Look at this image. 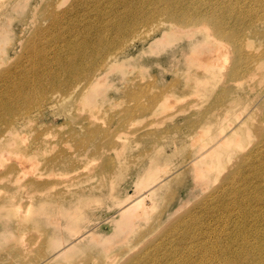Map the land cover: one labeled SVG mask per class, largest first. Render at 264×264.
Here are the masks:
<instances>
[{"label":"rangeland","instance_id":"374dc122","mask_svg":"<svg viewBox=\"0 0 264 264\" xmlns=\"http://www.w3.org/2000/svg\"><path fill=\"white\" fill-rule=\"evenodd\" d=\"M228 10L264 0H0V264H264V27L233 76L178 19Z\"/></svg>","mask_w":264,"mask_h":264},{"label":"bare ground","instance_id":"6f19581e","mask_svg":"<svg viewBox=\"0 0 264 264\" xmlns=\"http://www.w3.org/2000/svg\"><path fill=\"white\" fill-rule=\"evenodd\" d=\"M223 1L224 0H220V3H222ZM178 19L181 25L187 23L188 21L196 19L199 22V24L212 27L213 32L209 33L208 35H205L206 42L210 43L211 41L212 43H215L217 39L218 40L222 39L226 41L228 44L232 45L233 52L237 56L238 62L237 64L234 65V69L232 70L233 76H235V74L237 73L241 74L243 72H245L246 77L247 76L252 77L254 75L253 70H251L250 68H247L245 64V60L248 59V56H245L246 46L244 42L242 41L240 28H242L243 26H247L249 31H251L253 29L254 30L257 29L256 28L257 24L264 27V14L258 11L254 12L252 15V19L249 22L244 21L240 16H234L232 12L229 10L223 12L222 14L220 12H216L214 15L209 14L207 12H201L196 16H189V17L183 16ZM84 46L86 48V51L90 49V44L88 41L85 42ZM218 49L223 50L222 47L221 48L219 47ZM85 55H86V52H82V54L80 55V59L82 62H85ZM43 57L45 60L49 59L48 55H44ZM263 59H264V52L262 53L259 52L258 56H254L253 61L257 62L259 60V64H260L264 62ZM219 61H220V58L214 60L217 67H220ZM107 65H108V60H106L103 63L101 68L103 69ZM82 74L84 75L85 73H82ZM216 76H217V71L214 70L212 79L208 81L209 83H211L210 87H212ZM91 83H92V80L89 81L88 85L90 86ZM88 85H84L80 88L86 89ZM22 86H23L22 82L18 84V91L20 93H22ZM210 87L207 86V88H210ZM80 88H77L76 90ZM259 106H257L259 107V110L264 111V99L263 101H261ZM14 124L16 125V122ZM13 130L15 133H17V129L14 126H12L0 134V151L7 150L15 146V143H14L15 139L9 141V136L10 134L13 133ZM263 131H264L263 127L259 125V127L257 128V133L261 135Z\"/></svg>","mask_w":264,"mask_h":264}]
</instances>
